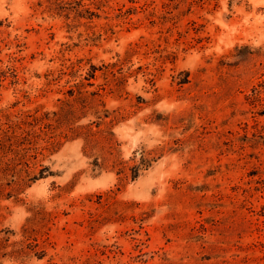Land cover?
<instances>
[{"label":"rangeland","instance_id":"rangeland-1","mask_svg":"<svg viewBox=\"0 0 264 264\" xmlns=\"http://www.w3.org/2000/svg\"><path fill=\"white\" fill-rule=\"evenodd\" d=\"M0 264H264V0H0Z\"/></svg>","mask_w":264,"mask_h":264}]
</instances>
